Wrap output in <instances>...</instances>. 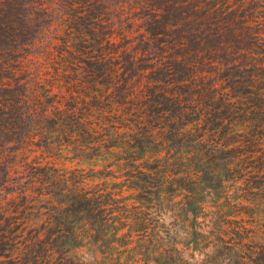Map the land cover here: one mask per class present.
Returning <instances> with one entry per match:
<instances>
[{
    "label": "trees",
    "instance_id": "16d2710c",
    "mask_svg": "<svg viewBox=\"0 0 264 264\" xmlns=\"http://www.w3.org/2000/svg\"><path fill=\"white\" fill-rule=\"evenodd\" d=\"M0 264H264V0H0Z\"/></svg>",
    "mask_w": 264,
    "mask_h": 264
},
{
    "label": "rangeland",
    "instance_id": "374dc122",
    "mask_svg": "<svg viewBox=\"0 0 264 264\" xmlns=\"http://www.w3.org/2000/svg\"><path fill=\"white\" fill-rule=\"evenodd\" d=\"M207 219H209V220H211V218H210V215L207 217ZM215 219V218H214ZM213 219V220H214ZM219 220V219H218ZM219 221H221V220H219ZM217 223V222H216ZM212 224V223H211ZM213 226V224L211 225V227ZM216 226V225H215ZM206 228V227H205ZM209 231L210 232H212V233H214L215 234V229H213V228H209ZM209 236H210V238H211V240H214V237H212V235L209 233ZM188 241H186L185 242V244L187 243ZM187 246V245H186ZM75 251L78 253V254H82V251H87V252H91L92 254L95 252V249L92 247V246H89L88 248H85V249H83V250H81V249H75Z\"/></svg>",
    "mask_w": 264,
    "mask_h": 264
}]
</instances>
